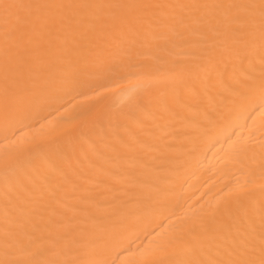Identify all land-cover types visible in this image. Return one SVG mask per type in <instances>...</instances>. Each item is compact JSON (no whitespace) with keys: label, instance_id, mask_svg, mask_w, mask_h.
<instances>
[{"label":"bare ground","instance_id":"bare-ground-1","mask_svg":"<svg viewBox=\"0 0 264 264\" xmlns=\"http://www.w3.org/2000/svg\"><path fill=\"white\" fill-rule=\"evenodd\" d=\"M20 2L88 6L0 20V260L258 261L259 9L169 5L259 0Z\"/></svg>","mask_w":264,"mask_h":264},{"label":"snow or ice","instance_id":"snow-or-ice-1","mask_svg":"<svg viewBox=\"0 0 264 264\" xmlns=\"http://www.w3.org/2000/svg\"><path fill=\"white\" fill-rule=\"evenodd\" d=\"M88 5H40V4H26L16 0V2H3L0 3V20L3 21L5 26V36L9 33H18L23 36L28 28L34 24L32 16L33 9L39 8H64V7H87ZM140 8L160 7V5H138ZM169 7L179 8H211V9H245L253 10L259 9V32L261 38V46L264 48V0H259V4H195V5H169ZM249 24L256 23L254 17H250L247 21ZM261 93L264 95V81H261ZM264 191V189H262ZM261 256L257 261L248 258H220L208 260H191L186 264H264V203L261 206ZM7 254V253H6ZM0 264H102L101 261H88V260H74V259H57L54 254H45V250L40 246L34 247L19 258H7L0 260Z\"/></svg>","mask_w":264,"mask_h":264}]
</instances>
